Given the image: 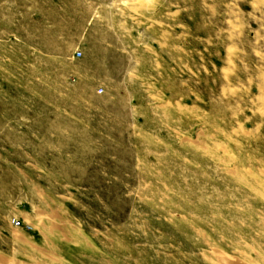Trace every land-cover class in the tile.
I'll list each match as a JSON object with an SVG mask.
<instances>
[{
    "label": "rangeland",
    "instance_id": "obj_1",
    "mask_svg": "<svg viewBox=\"0 0 264 264\" xmlns=\"http://www.w3.org/2000/svg\"><path fill=\"white\" fill-rule=\"evenodd\" d=\"M0 264H264V0H0Z\"/></svg>",
    "mask_w": 264,
    "mask_h": 264
},
{
    "label": "bare ground",
    "instance_id": "obj_2",
    "mask_svg": "<svg viewBox=\"0 0 264 264\" xmlns=\"http://www.w3.org/2000/svg\"><path fill=\"white\" fill-rule=\"evenodd\" d=\"M223 260H225V259H223Z\"/></svg>",
    "mask_w": 264,
    "mask_h": 264
}]
</instances>
